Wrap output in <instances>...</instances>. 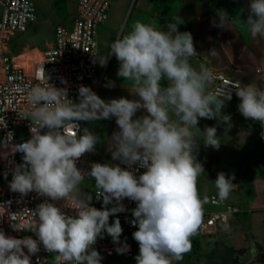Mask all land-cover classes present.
<instances>
[{
    "label": "clouds",
    "instance_id": "1",
    "mask_svg": "<svg viewBox=\"0 0 264 264\" xmlns=\"http://www.w3.org/2000/svg\"><path fill=\"white\" fill-rule=\"evenodd\" d=\"M246 21H240L252 37L264 38V0H250ZM214 25L230 28L235 17L217 10ZM177 18L167 31L139 20L130 31L118 36L110 45L109 55L119 61L118 77L132 82L138 99H112L105 102L90 88H79V102L67 98L65 89L51 85L29 88L27 99L30 114L22 117L32 123V136L15 146L23 153L24 163L17 166L10 189L26 195L35 191L52 201H70L75 216L64 214L47 200L31 213L26 225L48 252L57 254L65 264H100L102 257L92 246L102 232L119 241L122 228L119 219L109 225V216L125 211L119 202L135 201L132 223L138 227L132 235L139 244L136 264H172L190 250V236L201 223L202 201L196 189V178L204 173L194 150L199 118L218 119L230 126V116L221 113L231 91L222 87L209 92L211 70L204 64L199 70L190 63L196 56L192 36L179 32ZM101 64L105 58L99 60ZM166 81V86L162 85ZM240 103L238 110L246 119L264 126V86L235 84ZM146 115L133 119L138 110ZM115 117L118 132L112 135V158L145 171L138 178L119 165L93 163L87 176L94 178L97 195L103 198L102 210L90 206L91 197L82 196L80 183L85 175L76 161L86 152L94 151L98 137L88 129L77 136L79 125L74 121H91ZM0 123L3 118L0 117ZM48 131L41 134V129ZM71 129L72 134H66ZM216 127H206L202 134L205 146L219 148ZM234 175L217 174L215 185L221 200L227 199L236 186ZM115 200L116 206H106ZM13 227L19 229L13 224ZM29 254L40 251L31 237L16 239L0 232V264H30ZM127 245L117 248V253ZM259 250L253 245L247 253L248 264L257 261Z\"/></svg>",
    "mask_w": 264,
    "mask_h": 264
},
{
    "label": "built area",
    "instance_id": "2",
    "mask_svg": "<svg viewBox=\"0 0 264 264\" xmlns=\"http://www.w3.org/2000/svg\"><path fill=\"white\" fill-rule=\"evenodd\" d=\"M113 2L114 0H76L70 24L54 26L52 44L42 50L34 48L40 54V59L32 60L31 68L26 70L15 61L20 52H12L7 41L11 35L26 32L36 20L34 3L31 0H0V117L3 118V123H0V232L6 237H31L37 240L40 251L35 255L29 254L26 248L23 249L30 256V264H65L62 260L57 261L56 253L46 251L36 234L27 229L26 225L32 219L31 213L46 200L68 216H75L76 210L71 208L70 201H52L35 191L22 195L10 189L15 169L24 163L23 153L14 151L15 146L27 142L32 136L31 121L22 117L33 110L27 94L31 86L51 85L57 89H65L67 98L77 103L81 86L90 88L96 95L101 88L107 86L106 64L99 61L98 32L99 27L107 22ZM210 70L212 79L209 82V92L225 87L226 92L231 91V99H239L235 94V84H244L220 70ZM74 123L79 125L75 130L76 135H82L84 122ZM40 131L44 134L48 129ZM66 134L71 135V129L66 130ZM96 153L95 149L86 152L76 161V167L85 175L81 183L88 178L87 173ZM119 166L131 171L137 178L145 171L138 164L128 166L122 163ZM234 182L233 180L232 183ZM97 191L96 186L91 191L90 206L102 210L105 207L103 198L97 195ZM197 193L202 201L201 223L190 240L213 237L240 212L238 205L228 199L221 200L217 192ZM119 203L124 206L125 211L118 212L116 216L125 234L116 243L103 235L102 238L97 237L92 248L108 258L130 259L135 253L132 234L138 230L132 223L135 219L132 211L137 204L128 198ZM13 224L19 229L14 228ZM125 245L127 250L117 253L116 249Z\"/></svg>",
    "mask_w": 264,
    "mask_h": 264
},
{
    "label": "rangeland",
    "instance_id": "3",
    "mask_svg": "<svg viewBox=\"0 0 264 264\" xmlns=\"http://www.w3.org/2000/svg\"><path fill=\"white\" fill-rule=\"evenodd\" d=\"M31 1L34 3L36 9V20L28 27L26 32L11 35L10 39L7 41V46L12 52H20L15 58V61L26 70L31 68L32 60L37 61L40 59V54L34 48L37 47L40 50L45 48V43L48 41L50 42V38L52 40L51 34L53 27L59 23H68L69 15L72 13L71 8L75 0H62L58 1L57 4L54 3L55 0ZM68 1L71 3L69 6V11L71 12L69 13L67 12ZM185 1L186 3L177 16H179L178 18L182 21V23L178 25L192 36L196 56L191 58L195 59V61H200L209 69H216L224 72L229 77L241 81L244 86L249 84H256L257 87L264 86V38L252 37L246 27L240 22L247 20L250 0ZM116 2L119 4L116 6L115 11H113L114 14L113 17H111V23L114 25L121 20V32L125 24L129 21L128 18L131 13H134L138 5H141L140 3L142 0H134V2L133 0H116ZM220 9L224 10L229 16L235 17L236 22L230 28H222L214 25V21H218L216 15L217 10ZM175 21L176 19L174 22ZM104 25L99 27L98 32V44L100 43L99 48L101 51L106 48V43L110 37V34H108L109 32L105 31L104 28L106 26ZM117 36H119V34H117ZM111 57L112 55H110V58ZM114 58L115 56L112 58L113 63ZM109 81V84L101 88L97 93V96L105 102L121 97L129 100L138 99V97L135 96L134 89L130 82ZM239 103L240 100H226L223 108L228 107L230 110H234L238 107ZM144 114H146V112L143 109L138 110L133 119L140 118ZM245 121L246 120H244V123ZM83 122V130L88 129L99 138L94 147L97 153L92 160V164L100 163L110 166L121 165L122 162L120 160H114L112 158V151H114L115 147L112 144V135L114 132L119 131L115 123V117ZM235 127L237 128L235 134L238 136L241 132L245 131L244 129H240L241 127ZM261 128L263 129L256 130L252 127L248 140L240 136L239 138L235 136L234 139V122H230V126L228 125L225 130L223 129V131H221L223 135H217L220 139L219 148L205 146L202 134L198 132L193 133L198 139V146L194 150V155L196 156L197 162L202 165L204 170V173H201L196 178V189L204 192H218L215 185L217 174L223 172L227 177L229 174L236 173L235 175L238 176L237 187L234 188L230 194L237 191L244 199H248V201L251 200L248 204L254 208H259V213H264V159L261 160V166L256 162L258 160H255V164L253 163L249 172L244 173L243 171L250 161L254 160L253 157L256 150L261 148L264 150V145H259V141L257 140L259 136L264 138V127L262 126ZM201 131L203 133L204 129L202 128ZM263 154L264 151L258 153L259 156ZM238 167H241V170H238ZM94 187V178L88 176L83 183H80L81 195L90 196ZM116 203V201H113L112 205L115 206ZM116 215L117 213L109 216V225H111L115 219H118ZM244 225H247V222H245ZM121 228L123 233L122 225ZM246 228L249 231V227ZM102 235L111 238L106 232H102ZM217 241L218 240L212 241V237L190 240V243L194 245L195 249H190L188 252L184 253L180 260L170 258L172 264H189L190 261L195 264H201L204 255L212 249H215ZM256 247H258L257 249L260 252L256 258V263L262 264L264 260L263 248L259 247L258 243ZM249 251L250 249H248L246 255L240 257L242 263L248 260L247 253ZM138 254L139 253L135 251L134 256L130 259L107 258L105 255L100 254L102 257L100 264H136L135 257Z\"/></svg>",
    "mask_w": 264,
    "mask_h": 264
},
{
    "label": "crops",
    "instance_id": "4",
    "mask_svg": "<svg viewBox=\"0 0 264 264\" xmlns=\"http://www.w3.org/2000/svg\"><path fill=\"white\" fill-rule=\"evenodd\" d=\"M160 3L163 4L162 2L154 3L153 0H142V2L140 3L141 5H138L134 13L133 12L131 13L130 17L128 18L129 21L125 24V26L123 27V30H121L120 32L121 23H122V22L120 23L121 20L120 21L118 20L119 22L118 23L116 22V24L114 25L111 23V17H113V14H114L113 11H115L116 6L119 4L116 2V0H114V3L111 6L112 8H110V11H109V15H110V17H108L109 20L104 25L106 26L104 29L105 31L109 32L108 34H110V37L108 38V42L106 43V48H104V50L102 49L101 51L100 48L98 47L99 60H102L105 58L104 63L106 64V79H107L108 84L110 82L109 80H112L114 82L115 81H125L127 83L130 82L132 84L131 81L124 80L122 77H118L117 72L120 66L119 61L116 58H114V63H113L112 58L114 55H112L111 58L109 55L110 45L118 37L117 34H119V36L126 34L128 31H130L131 25L137 20L143 23L151 24L152 26L158 29L167 31L168 30L167 25L169 23H174V20L179 17L177 16V14L181 12L182 7L186 3V1L185 0H182V1L170 0V2L168 3L170 7H168L167 10L163 12L161 11L162 9L159 8ZM70 4H71L70 1H68V8H67L68 13L71 12L69 11ZM75 7H76V0L74 1V4L72 5V8H71L72 13L69 15L68 23H65L62 25L68 26L70 24ZM177 28L179 32H186L184 31L182 27H180V25H177ZM51 37H52V40L50 38V42L48 41L45 43L46 45L45 48L50 46L53 42V31H52ZM99 46H100V43H99ZM190 63L197 70H199V65L202 64L200 61H195V59H192V58H190ZM161 83L163 86H166L167 82L162 81ZM233 101H239V100L233 99ZM221 113L227 114L228 116H230L231 118L230 122H234V139H235V136L238 138L240 136L248 140L250 136V131H251L250 129H252V127L255 128L256 130L263 129L261 128L262 125L260 122L254 121L250 118L249 119L244 118L242 114L239 112L238 107L235 108L234 110H230V108L228 107L222 108ZM244 120H246L245 123H244ZM213 126H215L217 129L216 135L222 136L223 132L221 131H223V129L225 130L226 127H228V124H224L220 122L218 119L199 118L198 124L196 126L199 132L196 129H192V132L202 133L201 131L202 128L205 129L206 127H213ZM235 126L241 127L240 129H244L245 131L241 132L238 136L237 134H235L236 129H237ZM230 131L232 132L231 129ZM257 140L259 141V145H262V144L264 145L263 143L264 138H262V136L261 137L259 136ZM260 150L264 151L263 148L256 150L254 157H253L254 160L250 161L248 166H246L245 169H243L244 173L249 172L250 167L253 165V163L255 164V160H258L256 162H258L260 166L262 165L261 160L264 159V154L259 156L258 153L262 152ZM237 169L241 170V167L240 168L238 167ZM235 174H229V175H234L235 177L234 184L236 186L234 188L237 187V179H238V176H236ZM197 192L204 193V191L199 190V189H197ZM228 199L231 202L239 206L240 212L237 213L233 218H231V220L225 227H221L218 230L216 235L212 237V241H216V240L222 241L224 246H226L229 249L234 250V253L239 257V261H240V257L243 255H246V252L248 251V249H251L253 245L257 249L258 248L256 247L257 243L259 244V247L263 248V251H264V225H263L264 213H259V208H254L250 204H248V202H250L251 200L248 201V199H244L242 195L239 194L237 191L233 194H230L228 196ZM112 207L114 206L112 205V203H110L108 204L107 208H112ZM244 221L247 222V225H244L245 223ZM246 227H249V231L252 235L249 233ZM239 249H244V251L241 254H237L236 251ZM247 262L248 260L243 262V264H248ZM254 263H256V261H254L253 264ZM263 263H264V260H263ZM201 264H203V260L201 261Z\"/></svg>",
    "mask_w": 264,
    "mask_h": 264
},
{
    "label": "water",
    "instance_id": "5",
    "mask_svg": "<svg viewBox=\"0 0 264 264\" xmlns=\"http://www.w3.org/2000/svg\"><path fill=\"white\" fill-rule=\"evenodd\" d=\"M205 259L208 264H237L239 262V257L234 253V250L224 246L220 240L216 242L215 251L206 254ZM189 264L195 263L190 261Z\"/></svg>",
    "mask_w": 264,
    "mask_h": 264
},
{
    "label": "trees",
    "instance_id": "6",
    "mask_svg": "<svg viewBox=\"0 0 264 264\" xmlns=\"http://www.w3.org/2000/svg\"><path fill=\"white\" fill-rule=\"evenodd\" d=\"M58 1H62V0H55L54 3L57 4ZM179 1H182V0H179ZM153 2L154 3H159V2H162L163 3V4L160 3V6L158 5L159 8L162 9L161 10L162 12L163 11H166L167 8L170 7L169 4H168L170 2V0H153ZM124 234H125V231L123 229V233L120 235V237L123 236ZM132 243H133V246H134V250L137 253H139V244H138V242L135 241V239H132ZM190 245H191L190 249H195V247H194V245L192 243H190ZM243 251H244V249H239V250L236 251V253L237 254H241ZM115 258H118V257H115ZM238 264H243V263L241 261H239Z\"/></svg>",
    "mask_w": 264,
    "mask_h": 264
},
{
    "label": "flooded vegetation",
    "instance_id": "7",
    "mask_svg": "<svg viewBox=\"0 0 264 264\" xmlns=\"http://www.w3.org/2000/svg\"><path fill=\"white\" fill-rule=\"evenodd\" d=\"M212 251H215V249H212V250L209 251L208 253H210V252H212ZM208 253H207V254H208ZM205 255H206V254H205ZM205 255H204V257H203V264H208V263L206 262Z\"/></svg>",
    "mask_w": 264,
    "mask_h": 264
},
{
    "label": "bare ground",
    "instance_id": "8",
    "mask_svg": "<svg viewBox=\"0 0 264 264\" xmlns=\"http://www.w3.org/2000/svg\"><path fill=\"white\" fill-rule=\"evenodd\" d=\"M20 66V65H19Z\"/></svg>",
    "mask_w": 264,
    "mask_h": 264
}]
</instances>
